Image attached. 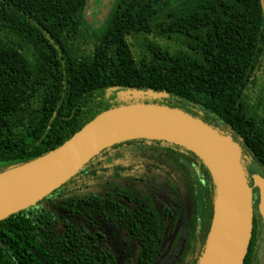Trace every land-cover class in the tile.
<instances>
[{
    "label": "trees",
    "instance_id": "trees-1",
    "mask_svg": "<svg viewBox=\"0 0 264 264\" xmlns=\"http://www.w3.org/2000/svg\"><path fill=\"white\" fill-rule=\"evenodd\" d=\"M89 5L0 0V172L58 148L111 108L181 109L239 147L254 203L244 264H259L264 230L250 163L264 177L261 0H115L91 21ZM133 89L164 96L128 95ZM215 193L191 151L155 139L121 142L0 221V264H120L101 244L110 226L123 233L122 264H161L173 233L170 250L181 247L170 264H199Z\"/></svg>",
    "mask_w": 264,
    "mask_h": 264
},
{
    "label": "water",
    "instance_id": "water-1",
    "mask_svg": "<svg viewBox=\"0 0 264 264\" xmlns=\"http://www.w3.org/2000/svg\"><path fill=\"white\" fill-rule=\"evenodd\" d=\"M115 0H102L104 19ZM264 13V0H261ZM128 95L164 94L142 89ZM134 139L179 145L200 158L216 184L215 215L199 264H244L254 227L253 191L240 162L239 147L202 119L178 108L132 103L98 114L58 148L0 172V221L35 205L61 187L101 151ZM258 211L264 226V177L255 175Z\"/></svg>",
    "mask_w": 264,
    "mask_h": 264
},
{
    "label": "rangeland",
    "instance_id": "rangeland-1",
    "mask_svg": "<svg viewBox=\"0 0 264 264\" xmlns=\"http://www.w3.org/2000/svg\"><path fill=\"white\" fill-rule=\"evenodd\" d=\"M92 1V6H88V9L86 11L87 13V18L91 21V16L92 17H98L100 15V9H98V5L96 4H100L99 0H91ZM97 6V8H96ZM251 165V176H252V186H254V176L255 175H261L262 176V172L261 170L258 168L257 165L250 163ZM89 188H84V190H88ZM188 204L186 203V206ZM109 229V238H105V240H101V244L102 246H106L107 248H109L110 250H113L120 261V264H122V262L124 261V257H123V246H124V239H123V233H118L119 231L115 228H113V226H110ZM263 230H264V226H263ZM176 237V235L173 234H169L167 235L166 241L169 244H166V248H165V252L161 258L162 262L161 264H170L171 260L177 255V253L179 252V249L181 247V242L179 241V245L175 248V249H171V245L172 242L174 240V238ZM259 264H264V235H263V243H262V248L260 250L259 253Z\"/></svg>",
    "mask_w": 264,
    "mask_h": 264
},
{
    "label": "flooded vegetation",
    "instance_id": "flooded-vegetation-1",
    "mask_svg": "<svg viewBox=\"0 0 264 264\" xmlns=\"http://www.w3.org/2000/svg\"><path fill=\"white\" fill-rule=\"evenodd\" d=\"M101 5H102V3H101ZM101 11H102V7H101ZM100 13H101V12H100ZM151 192H152V194L154 195L155 191L152 190ZM158 195H159V194H158ZM158 195H157V196H158ZM154 196H156V194H155ZM159 196H160V195H159ZM160 197H161V196H160ZM156 201H157V200H156ZM173 206H175V205H173ZM169 207H171V205H169ZM175 207H176V206H175ZM171 214H175V210H172V211H171Z\"/></svg>",
    "mask_w": 264,
    "mask_h": 264
}]
</instances>
